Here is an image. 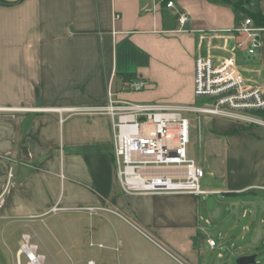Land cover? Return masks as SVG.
<instances>
[{"label": "crops", "instance_id": "1", "mask_svg": "<svg viewBox=\"0 0 264 264\" xmlns=\"http://www.w3.org/2000/svg\"><path fill=\"white\" fill-rule=\"evenodd\" d=\"M3 1L0 236L15 232L16 264L22 235L41 245L45 259L52 257L44 242L36 241L33 220L89 210L102 212L105 221L119 218L171 252L176 264H236L249 256L244 250L264 243L256 233L240 245L237 236L243 239L246 225L236 233L238 220L254 212L243 208L251 202L238 197L264 192L263 128L200 118L199 127L207 125L212 133L205 145L216 151V138H224L233 155L220 158L226 171L217 178L208 158L190 154L207 172V195L123 194L113 162L111 119L98 109L106 106L109 90L116 102L195 104V59L209 54L217 59L236 54L248 86L264 85V30L254 57L234 50L241 36L230 31L251 18L235 13L233 4L240 0ZM168 1L173 7L165 6ZM244 9L258 11L262 24L255 25L264 29V0L246 1ZM179 13L189 16L183 30ZM127 75L145 80L147 88L128 91ZM208 240L215 241L213 248ZM7 249L12 254V247ZM141 258L137 264H157L151 254Z\"/></svg>", "mask_w": 264, "mask_h": 264}, {"label": "built area", "instance_id": "2", "mask_svg": "<svg viewBox=\"0 0 264 264\" xmlns=\"http://www.w3.org/2000/svg\"><path fill=\"white\" fill-rule=\"evenodd\" d=\"M165 6L171 8L173 2L168 1ZM188 22L186 13L178 14L179 30ZM263 30L251 18H244L230 31L241 36L234 50L254 57ZM242 70L234 53L218 59L210 54L197 57L193 92L197 102L203 105L116 102L112 99L113 93L108 91L106 106L98 109L111 119L113 162L123 194L200 196L210 193L203 188L205 171L190 156L191 128L198 129L200 116L264 129V85L248 86ZM147 86L140 78L124 84L131 92L142 91ZM193 117L196 122L192 124ZM12 177L9 170L8 184ZM52 211L56 213L57 209ZM208 244L213 248L215 241L208 240ZM37 250L30 237L22 235L19 253L25 256L27 264H45V257Z\"/></svg>", "mask_w": 264, "mask_h": 264}, {"label": "rangeland", "instance_id": "3", "mask_svg": "<svg viewBox=\"0 0 264 264\" xmlns=\"http://www.w3.org/2000/svg\"><path fill=\"white\" fill-rule=\"evenodd\" d=\"M196 103L197 105H203L201 102ZM203 117L208 116H200V118ZM191 120L192 124L196 122L194 117ZM198 128H191L190 154L198 159L208 158V163L212 164L215 176L219 178L226 171V165L222 162L223 158H227V155L229 158L233 156L231 154L232 146L226 139L217 137L218 149L216 151L213 147L210 149L209 144L205 145V136L212 133L208 130L207 125L199 127L198 123ZM199 135L200 138L198 139ZM205 176L206 178L208 176L206 171ZM214 198H220V196H214ZM241 199L251 202L243 208L247 211L253 208L254 211L252 215L249 214L247 219H239L237 222V234L244 225L249 228V231L242 233L244 234L242 240L240 238L241 234L237 236L238 243L246 246L256 233H259L264 240V192H259L257 195L246 194L238 197L239 201ZM250 205H253V207ZM100 214L102 212L89 210L67 216H50L42 222L33 220L34 223L31 226L38 235L36 241H43L46 251L52 254V257L46 256L44 263L88 264L93 261L95 264H137L136 259L141 260L143 254L148 253L154 256L157 264H176L172 261L171 252L168 251L170 253L168 255L157 248L150 243L148 236L137 232L117 217L109 216V220L105 221L99 217ZM25 231L32 234L30 229ZM15 235V232L10 231L9 233L6 232L4 236H0V264H16L14 252L18 246L16 238H14ZM37 245L38 254H44L41 245ZM7 247H12V254L9 253ZM243 252L245 255L256 256L254 264H264V243ZM20 264H27L24 255L21 256ZM143 264H149V262Z\"/></svg>", "mask_w": 264, "mask_h": 264}, {"label": "trees", "instance_id": "4", "mask_svg": "<svg viewBox=\"0 0 264 264\" xmlns=\"http://www.w3.org/2000/svg\"><path fill=\"white\" fill-rule=\"evenodd\" d=\"M246 1L251 2L252 0H240L239 2H236L235 4H233V9H234L235 13L240 11V12L244 13L245 15L251 17L254 24H262V16L260 15V13L258 11L251 13V12L244 9ZM0 4L7 5V2L0 0ZM124 78L128 79V80L133 79L134 75H127V76H124Z\"/></svg>", "mask_w": 264, "mask_h": 264}, {"label": "water", "instance_id": "5", "mask_svg": "<svg viewBox=\"0 0 264 264\" xmlns=\"http://www.w3.org/2000/svg\"><path fill=\"white\" fill-rule=\"evenodd\" d=\"M211 202V200H209ZM255 263V255L240 257L236 260V264H254Z\"/></svg>", "mask_w": 264, "mask_h": 264}, {"label": "bare ground", "instance_id": "6", "mask_svg": "<svg viewBox=\"0 0 264 264\" xmlns=\"http://www.w3.org/2000/svg\"><path fill=\"white\" fill-rule=\"evenodd\" d=\"M32 258H34V256L32 255ZM88 264H93L92 262H89Z\"/></svg>", "mask_w": 264, "mask_h": 264}]
</instances>
